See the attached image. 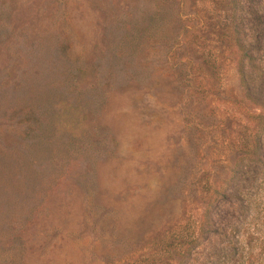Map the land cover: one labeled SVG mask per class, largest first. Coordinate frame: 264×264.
Wrapping results in <instances>:
<instances>
[{
    "label": "rangeland",
    "instance_id": "374dc122",
    "mask_svg": "<svg viewBox=\"0 0 264 264\" xmlns=\"http://www.w3.org/2000/svg\"><path fill=\"white\" fill-rule=\"evenodd\" d=\"M214 1L0 0V264H163L228 179L241 230L264 200V170L237 161L259 109ZM248 23L264 99V0ZM209 229L187 264H240Z\"/></svg>",
    "mask_w": 264,
    "mask_h": 264
},
{
    "label": "trees",
    "instance_id": "16d2710c",
    "mask_svg": "<svg viewBox=\"0 0 264 264\" xmlns=\"http://www.w3.org/2000/svg\"><path fill=\"white\" fill-rule=\"evenodd\" d=\"M214 3L219 4L216 0ZM220 6L225 8L224 27L227 31H230L231 46L229 51L235 52L234 56L237 59L236 72L241 93L259 109L257 112H251L248 116L249 122L255 124V130L250 144L246 143L241 147V155L237 161L245 157L251 164L259 167L257 172H263L264 141L260 128L264 127V99L253 97L250 94L256 92L251 89L253 85H251L250 79L244 74L243 66L241 65L243 60L249 61L252 56L251 47L249 46L251 39H248V41L244 39V36H247L245 31L249 30L251 32L253 28L248 27L251 0H223ZM253 38L257 44L258 38L256 39L255 35ZM235 166H237V162L234 164ZM228 180L224 182V185L210 186L204 199H201L202 209L199 212L200 217L194 222L192 227L194 230L192 229L190 234L186 237L176 234L171 239L163 241L166 244L163 249V264H187L192 257L191 250L199 244V237H203V235L207 234V231H211L209 229L211 225L219 226L224 234L228 233L235 237V244L231 243L235 246V252L231 253L232 255L230 256L231 259H234V263L239 261L240 264H243V261H246V264H264V200L257 198V200L253 201V208L248 213V220L244 222L245 225H242L241 230H239L234 222L238 221V216L241 213L240 215L233 214L234 206L228 199L230 193L226 188ZM228 210L230 211L228 212ZM213 216L217 218L213 219ZM227 240L231 242L229 239ZM253 247L257 249V253L254 256L251 255Z\"/></svg>",
    "mask_w": 264,
    "mask_h": 264
}]
</instances>
